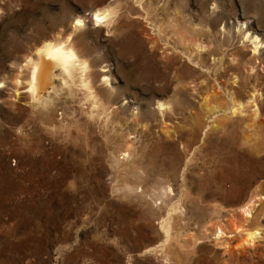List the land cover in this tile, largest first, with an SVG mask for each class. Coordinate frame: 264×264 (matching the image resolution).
I'll use <instances>...</instances> for the list:
<instances>
[{"label":"rangeland","instance_id":"obj_1","mask_svg":"<svg viewBox=\"0 0 264 264\" xmlns=\"http://www.w3.org/2000/svg\"><path fill=\"white\" fill-rule=\"evenodd\" d=\"M68 37L93 99L45 110ZM0 264H264V0H0Z\"/></svg>","mask_w":264,"mask_h":264},{"label":"bare ground","instance_id":"obj_2","mask_svg":"<svg viewBox=\"0 0 264 264\" xmlns=\"http://www.w3.org/2000/svg\"><path fill=\"white\" fill-rule=\"evenodd\" d=\"M112 15V11H95L92 13L91 18L94 24L100 25ZM80 26L81 21H78L76 27ZM256 46H258V43H256ZM80 51L76 42L69 37L65 40H56L55 42H42L36 49L35 58H30L26 61L25 77L22 78V82L17 80L15 82L16 86L20 84L26 85L29 91V95H26L36 102V106H41L45 110L51 109L53 101L58 95L59 86H72L73 84H78L81 89H84L83 92L87 97L93 99L94 92H92V89L94 87L92 88L90 82H88V67L84 59L82 60L84 55L82 56ZM27 96L26 98H28ZM259 234V231L255 230L252 233L249 231L247 236L249 240H254L258 238Z\"/></svg>","mask_w":264,"mask_h":264},{"label":"snow or ice","instance_id":"obj_3","mask_svg":"<svg viewBox=\"0 0 264 264\" xmlns=\"http://www.w3.org/2000/svg\"><path fill=\"white\" fill-rule=\"evenodd\" d=\"M98 18H99V15H98Z\"/></svg>","mask_w":264,"mask_h":264}]
</instances>
